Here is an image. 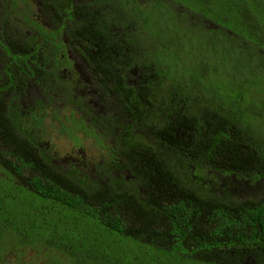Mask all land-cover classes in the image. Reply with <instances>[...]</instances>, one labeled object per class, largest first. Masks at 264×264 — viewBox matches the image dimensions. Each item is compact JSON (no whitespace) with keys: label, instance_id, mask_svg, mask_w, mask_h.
I'll use <instances>...</instances> for the list:
<instances>
[{"label":"trees","instance_id":"obj_1","mask_svg":"<svg viewBox=\"0 0 264 264\" xmlns=\"http://www.w3.org/2000/svg\"><path fill=\"white\" fill-rule=\"evenodd\" d=\"M138 8L141 85L177 103L130 128L126 156L141 153L143 175L98 200L108 184L63 179L38 146L39 115L29 126L3 102L0 246L56 248L75 264H264V0ZM110 79L131 92L123 74Z\"/></svg>","mask_w":264,"mask_h":264},{"label":"flooded vegetation","instance_id":"obj_2","mask_svg":"<svg viewBox=\"0 0 264 264\" xmlns=\"http://www.w3.org/2000/svg\"><path fill=\"white\" fill-rule=\"evenodd\" d=\"M140 2L0 0V121L3 102L6 110L21 113L24 124L29 126L33 125V115H39L36 118L41 122L42 138L36 136L38 146L45 149V156L56 170L62 169L63 179L76 183V188H83V181L93 189L108 184L106 191L97 190L98 200L104 193L106 199L110 198L116 183L123 191L126 185L138 183L135 176L143 175L138 170L144 162L139 160L141 153L126 156L130 128L142 120L136 117L150 115L158 122L163 109L175 108L168 102L177 104L170 100L168 92L141 85L143 74L137 67L145 50L144 10L138 7H146L150 0ZM116 73L123 74L131 92L111 81V75ZM165 90L176 89L170 86ZM133 99L143 107H137ZM62 109L69 112L70 138H87V129L100 135L93 145L101 150L94 151L93 157L87 156L81 141L80 147L73 146L64 156L47 143L44 121L53 123V117ZM72 127L81 130L74 131ZM139 127L143 128V124ZM152 131L144 134V140L156 143ZM1 176L2 172L0 179ZM260 181L264 183V173L255 186ZM26 186L20 185L21 189L36 193ZM251 187L243 191L244 196L254 195ZM259 188L256 187L258 191ZM0 264L75 262L73 256L56 248L0 246Z\"/></svg>","mask_w":264,"mask_h":264},{"label":"rangeland","instance_id":"obj_3","mask_svg":"<svg viewBox=\"0 0 264 264\" xmlns=\"http://www.w3.org/2000/svg\"><path fill=\"white\" fill-rule=\"evenodd\" d=\"M141 4L146 3L148 0H140ZM179 9H182L181 7ZM68 110L62 109L59 114H56L53 119L54 122L50 123L49 120L44 121L45 126V135L47 139V143H49L50 147L53 151H55L59 156H64V154L69 153L70 150H73L74 147H80L81 144L87 150V156L89 158L93 157L94 151L101 150L100 148L96 149L93 145V140L98 139L100 135L96 133L93 129H87L89 132V136L87 138L83 137L78 139L77 136L73 135L70 138V120L67 119ZM74 131L81 130L80 128L72 127ZM72 139V140H71ZM81 141V144H80ZM109 143H107L108 145ZM100 145L105 148L103 142H100ZM256 191L254 192V194Z\"/></svg>","mask_w":264,"mask_h":264}]
</instances>
